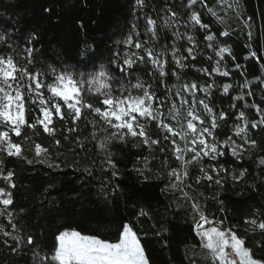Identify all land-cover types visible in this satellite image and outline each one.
Returning a JSON list of instances; mask_svg holds the SVG:
<instances>
[{
  "label": "snow or ice",
  "instance_id": "1",
  "mask_svg": "<svg viewBox=\"0 0 264 264\" xmlns=\"http://www.w3.org/2000/svg\"><path fill=\"white\" fill-rule=\"evenodd\" d=\"M135 2L138 7L145 6V0ZM182 7V13L171 5L164 9L161 28L170 36L169 42L161 45L159 51L154 47L160 39L156 20L146 15L143 34L133 23L129 33L115 42L123 45V50H113L107 63H101L98 70L92 71L80 70L75 64L41 62L35 55L40 52L35 47L39 40L35 32L29 33L23 48L13 47L7 34H0V45H6L0 49V156L23 159L29 165L45 164L54 169H82L89 177L97 168L102 174L110 171L111 179L104 177L99 189L100 195L107 198L119 187L112 185V180L119 175L110 147L114 142L127 144L132 140L134 147H147L149 155L137 157V163L143 166L134 169L144 180L150 179V164L156 159L154 153L158 148L162 160L155 176L166 181L161 191L178 194L176 199L183 200V206L190 209L191 230L199 238L198 247L205 253V259L211 264H264V258H255L254 249L246 246V240L238 234L235 225L223 227L225 219L218 220L215 213H206L205 205L194 195L204 196L199 189L205 183L209 188L223 187L229 177L238 182L247 173L246 168L235 171L225 166L220 158L231 155L241 161L246 155L250 158L251 150L258 148L257 140L251 138L249 132L264 128V97L259 103H248L245 96L255 95L251 88L257 82L264 93V76L252 80L245 76L239 88L249 90L239 91L232 97L233 101H243V106L237 103L230 106L238 109L236 120L242 123L234 122L232 135L219 140L216 131L229 115L210 104L211 90L217 86L214 82H181L180 74L189 67V61L197 60L201 43L205 49L212 50L216 59L212 55L207 57L213 61L211 70L191 64L196 72L208 77L213 73L229 77L225 54L231 56L235 69H242V65L235 62L231 46L220 41L221 37L229 36L226 18L232 13L236 18L241 17L240 0H187ZM206 13L214 17L216 23L224 25V29H213L211 23L205 22ZM251 20L252 17H248L244 21L249 29ZM181 25L191 28L181 32ZM196 31L202 33V40L195 38ZM248 38L251 41L250 30ZM185 39L188 46L182 54L178 42ZM249 56L257 61L264 59L255 50H250ZM138 64L151 65L149 75L159 77L162 94L139 78L133 82L131 70ZM170 64L175 67L169 72ZM241 75L244 76L243 71ZM169 76L175 77L177 82L169 85ZM219 88L229 94L233 84L224 83ZM198 93L204 95L198 97ZM251 109L258 119H249L246 115V110ZM81 122L85 127L90 126L88 135H83ZM40 136L50 138V144L37 142ZM88 143L99 149L103 157L99 162L90 158ZM65 144L71 145L67 149L71 159L61 151ZM26 151L33 153L31 159ZM258 164L264 166V156L259 158ZM0 165H3L2 159ZM13 176L11 170L6 175L0 172V179L10 188L16 187ZM211 198L217 199L215 193ZM217 202L223 204V201ZM13 203L12 192L0 187V205L3 206L0 217H5L11 228L8 231L6 226L0 225V234L8 238L4 244L13 253L31 246L28 250L32 264H150L131 222L121 225L115 240L82 234L75 229L60 230L49 249L44 250L34 242V235L16 222L10 209ZM218 211L225 209L220 207ZM140 215L147 213L141 209ZM255 215L259 216V210ZM243 223L249 226L245 231H258L264 237V217L245 219ZM22 231L25 234L21 235ZM9 240L15 247L9 245ZM255 246L264 247V241H256Z\"/></svg>",
  "mask_w": 264,
  "mask_h": 264
},
{
  "label": "trees",
  "instance_id": "2",
  "mask_svg": "<svg viewBox=\"0 0 264 264\" xmlns=\"http://www.w3.org/2000/svg\"><path fill=\"white\" fill-rule=\"evenodd\" d=\"M186 2L187 0H145V6L138 7L135 0H0V34H7L8 42L12 43L13 47L23 48L29 33L35 32L39 36L35 47L40 49L35 55L41 62L75 64L85 71L98 70L101 63H107V58L113 50H123L124 46L116 45L115 42L129 33L133 23L143 34L146 15L156 20L160 39L154 47L159 51L161 45L169 42L170 36V33L161 28L165 16L164 9L171 5L182 13V5ZM45 9L50 11L46 12ZM240 10V18H236L235 13L226 18L229 36L221 37L220 41L231 46L235 62L241 64L242 69H235L231 56L225 54L224 63L230 70L229 77H221L216 73L208 77L196 72L191 64L211 70L213 61H209L207 57L212 55L213 59H216L212 50L205 49L201 43L197 60L189 61V67L180 73L181 82H214L217 86L211 90L210 104L229 115V119L216 131L219 140L232 135L234 122L242 123L236 120L238 109L230 106L233 103L243 106V101H233L232 97L239 91L249 90L239 88L245 76L249 80L264 76V59L257 61L255 57L249 56L250 50H255L258 56L264 57V0H240ZM248 17H252L251 29L244 23ZM204 21L211 23L213 29L223 30L225 27L216 23L215 18L207 13L204 15ZM189 29L182 25L179 28L181 32ZM249 30L252 32L251 41L248 38ZM195 38L202 40V33L196 31ZM178 46L183 54L184 48L188 46L187 40L179 41ZM3 48H6V45H0V49ZM78 61L82 62L77 63ZM174 67V64H170L169 72ZM150 71V64H138L131 70V79L135 82L136 78H139L151 84L158 94H162L159 77L150 76ZM242 71L244 76L241 75ZM176 82L175 77L167 78L169 85ZM224 83L233 84L235 90L230 89L229 94H224L219 88ZM251 90L255 95L245 96V100L248 103H259L264 97L259 83L257 82ZM203 95L198 93V97ZM246 115L249 119H258L254 109L246 110ZM81 127L83 135H88L91 131L90 126L85 127L83 122ZM249 136L258 143V148L251 150L250 158L247 155L241 161H236L231 155L220 158L225 166L235 171L246 168L247 173L243 179L234 182L229 177L223 187L214 185L209 188L205 183L199 189L204 196L200 197L198 193L194 195L205 205L206 213H215L218 220L225 219L223 227L235 225L238 234L246 240V246L252 247L255 258L260 259L264 258V247H256L255 244L256 241H264V237H261L258 231H245L249 226L243 221L264 217V166L258 164L259 158L264 156V128L251 130ZM36 139L45 145L50 144V138L45 136ZM133 144L134 142L129 140L127 144L114 142L110 146L119 170V175L112 180V185L119 187L114 195L109 193L107 198L100 195L99 189L104 177L111 179L110 171L102 174L97 168L93 176L89 177L82 169H54L45 164L29 165L23 159L0 156L3 160L0 172L3 175L9 170L14 172L13 182L16 187L10 188L3 179H0V187L12 192L14 203L10 209L16 216V222L26 232L33 234L34 242H38L44 250L49 249L60 230L75 229L82 234H94L100 238L115 240L121 225L131 222L150 264H211L198 247L199 238L191 230L190 209L183 206V200L176 199L178 194L161 191L166 181L155 176L162 160L159 149L155 150L156 159L150 164V179L144 180L134 169L143 166L137 163V157L148 156L149 152L147 147H134ZM70 147L71 145L65 144L61 149L69 159L71 153L67 149ZM25 148L27 149V145ZM86 148L92 160L99 162L103 158L99 155V149L94 148L92 143H88ZM26 155L31 159L33 153L26 151ZM192 171L195 173L196 169ZM213 193L216 200L211 198ZM217 201H223V204L220 205ZM220 207L225 211H218ZM141 209L147 215H140ZM257 210L259 216L255 215ZM0 225L11 231L5 217H0ZM20 234L25 233L22 231ZM5 239L8 238L0 234V264H32L28 250L31 246L13 253L10 247L4 244ZM9 245L15 247L11 240Z\"/></svg>",
  "mask_w": 264,
  "mask_h": 264
}]
</instances>
